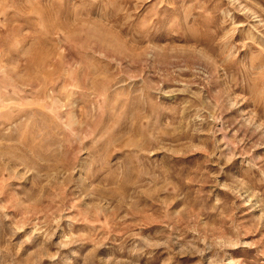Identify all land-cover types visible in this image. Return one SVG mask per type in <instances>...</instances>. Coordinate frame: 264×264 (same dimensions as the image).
I'll use <instances>...</instances> for the list:
<instances>
[{
	"label": "rangeland",
	"instance_id": "rangeland-1",
	"mask_svg": "<svg viewBox=\"0 0 264 264\" xmlns=\"http://www.w3.org/2000/svg\"><path fill=\"white\" fill-rule=\"evenodd\" d=\"M0 264H264V0H0Z\"/></svg>",
	"mask_w": 264,
	"mask_h": 264
}]
</instances>
